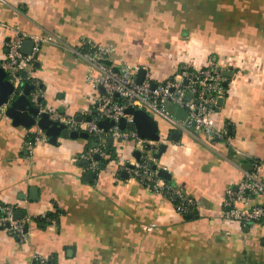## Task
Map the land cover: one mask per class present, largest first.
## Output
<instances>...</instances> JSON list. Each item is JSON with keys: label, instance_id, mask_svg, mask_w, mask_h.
<instances>
[{"label": "crops", "instance_id": "1", "mask_svg": "<svg viewBox=\"0 0 264 264\" xmlns=\"http://www.w3.org/2000/svg\"><path fill=\"white\" fill-rule=\"evenodd\" d=\"M16 33L25 40L54 36L40 45L35 76L46 107L76 117H94L104 92L90 80L96 69L78 53L87 40L114 46V64L144 67L155 81L185 63L201 67L214 59L232 72V84L214 121L225 139L208 142L193 123L172 129L155 117L168 145L155 164L198 203L186 215L112 162L89 180L80 156L95 147L91 135L30 147L28 134L37 128L14 126L0 111V204L15 205L22 215L57 217L45 227L28 223L23 241L0 230V264H43L42 258L55 264H264V221L242 226L226 218L223 205L227 189L237 191L253 171L243 165L264 160V0H0V64ZM167 108L187 120L177 117L179 106ZM106 143L137 160L133 145L123 152L118 142ZM259 205L263 194L235 207Z\"/></svg>", "mask_w": 264, "mask_h": 264}, {"label": "built area", "instance_id": "2", "mask_svg": "<svg viewBox=\"0 0 264 264\" xmlns=\"http://www.w3.org/2000/svg\"><path fill=\"white\" fill-rule=\"evenodd\" d=\"M28 39L26 35L16 33L7 42L8 54L6 60L0 64L10 73L11 79L19 84L27 82L33 85L30 98L40 112H47L50 118L63 123L70 131H86L96 141L95 147H90L81 153V158L88 164V169L95 174L102 171L100 160L96 158L110 157L106 141L110 138L118 142L121 147L127 144L140 151L139 159H127L121 154H115V159L110 161L117 164L118 172H126L137 182L145 185L153 192L163 195L174 204L181 214H193L198 203L185 192L178 190L158 175V170L153 168L156 163L154 154L160 148V142L141 138L133 124L131 116L125 114L128 107L144 109L154 117L165 120L172 129L184 128L195 123V131L203 133L208 142L215 139H225L226 130L215 126V116L220 110V99L225 98L228 88L232 84L224 69L218 70L214 59L206 60L201 67H191L183 64L169 78L163 81H155L146 72L142 82L137 81L139 66H131L126 63L114 64L112 62L115 47L112 45L97 44L91 41L81 43L78 51L86 61L95 69L96 73L90 75V80L96 88L103 87L95 103L96 115L87 120L85 117L78 120L76 116L66 114L64 111L49 110L44 103L45 92L40 80L35 76V62L42 43L52 42L54 36L50 34L36 35L31 38L34 45L30 54L21 51L23 41ZM155 84V86H154ZM173 103L184 108L188 117L185 122L180 121L171 113L167 104ZM122 117L127 118V127L122 129L119 122ZM109 119L114 124L105 129L98 122ZM28 145L33 147L35 143L47 140V137L39 129L29 132ZM165 142V138L162 139ZM253 171L247 173L241 179L235 191L227 189L224 207L229 209L225 213L227 219L238 221L242 226H247L255 221H264V205H259L251 210L243 211L235 207L237 201L243 200L249 195L263 194L264 182L261 178V170L264 160L254 157ZM15 206L11 204L0 205V230L23 241L27 235V225L33 220H44L48 224H55L57 217L49 213L39 216L23 215L17 218ZM155 224H151L152 229ZM43 264H55L52 259L42 258Z\"/></svg>", "mask_w": 264, "mask_h": 264}, {"label": "water", "instance_id": "3", "mask_svg": "<svg viewBox=\"0 0 264 264\" xmlns=\"http://www.w3.org/2000/svg\"><path fill=\"white\" fill-rule=\"evenodd\" d=\"M33 45L34 43L32 40H25L23 41L21 51L25 54H30ZM218 70H221V67H218ZM145 74L146 69L141 67L137 75V81L139 83L143 81ZM226 75L231 76L232 72H226ZM32 89L33 85L27 82L16 84L11 79L9 71L0 66V111H2L6 117L11 119L14 126H21L28 129L35 126L44 133L48 138V142L52 145H58V138L60 137L65 139H77L79 137L88 139L90 137V134L86 131H70L63 123L51 119L49 113L40 112L39 108L33 104L30 98V92ZM99 89L101 92L104 91L103 87H100ZM223 100V98L220 99V106L223 104ZM125 114L131 116V123L141 138L160 142V149L154 154V157L159 159L166 151L168 145L162 141L163 137L161 133H159V124L155 117L144 109H135L133 107H128L125 110ZM177 117L185 120L188 117V113L184 108L179 107ZM91 118V116H88L87 120H91ZM77 119L80 120L82 117H77ZM98 124L99 126L108 129L114 124V122L109 119H103L100 120ZM193 124L195 123L193 122ZM119 127L122 129L127 127L126 117L121 118ZM109 140L113 141L112 138ZM93 146H96V142L93 143ZM133 155L139 159L140 151L135 150ZM96 158L99 159L100 157L96 155ZM105 167L106 165L102 164V169H105ZM243 167L247 170L253 169V166L248 164L243 165ZM153 168L158 170V175L161 178L166 180L171 179L170 173L165 168L158 167L157 164H154ZM123 175L126 176V172H123ZM86 176L89 180H93L95 178V173L89 171ZM30 191L32 195L33 192H36V188L31 187ZM15 216L17 218L23 217L21 213H16Z\"/></svg>", "mask_w": 264, "mask_h": 264}, {"label": "trees", "instance_id": "4", "mask_svg": "<svg viewBox=\"0 0 264 264\" xmlns=\"http://www.w3.org/2000/svg\"><path fill=\"white\" fill-rule=\"evenodd\" d=\"M107 150H108L109 153H110V157H108V158H99L101 167H102V164L107 165L110 161H112V160L115 159V154H116V152H114V151H113L108 145H107ZM0 205H5V204H0ZM14 206H15V205H14ZM15 210H17V209H16V206H15ZM50 215L55 217L54 214H50ZM185 215H186V214H185ZM38 221H39V223H40V225H41L42 227H45V226L47 225L46 221H44V220H38Z\"/></svg>", "mask_w": 264, "mask_h": 264}, {"label": "rangeland", "instance_id": "5", "mask_svg": "<svg viewBox=\"0 0 264 264\" xmlns=\"http://www.w3.org/2000/svg\"><path fill=\"white\" fill-rule=\"evenodd\" d=\"M122 151L124 152V147H123Z\"/></svg>", "mask_w": 264, "mask_h": 264}]
</instances>
